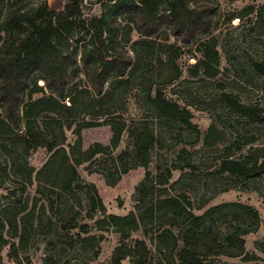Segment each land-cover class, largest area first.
Segmentation results:
<instances>
[{"label":"rangeland","instance_id":"obj_1","mask_svg":"<svg viewBox=\"0 0 264 264\" xmlns=\"http://www.w3.org/2000/svg\"><path fill=\"white\" fill-rule=\"evenodd\" d=\"M45 1L51 10L64 3ZM210 1L218 9L208 34L189 45L167 29L155 38L171 46V65L156 48L135 45L133 73L113 86L100 113L81 93L70 113L32 107L45 139L39 147L25 151L13 134L0 133V264H109L117 248L126 255L120 264H136V241L153 264H180L188 221L158 209L167 197L188 202L194 216L217 208L195 231L212 224L222 238L239 225L249 230L245 258L218 255L209 264H264L256 247L264 240V176L242 181L219 171L220 157L264 149V115L251 121L222 98L264 110V79L252 66L264 63V0ZM4 36L0 30V46ZM138 36L134 30L131 42ZM77 69L70 87L82 89L88 80ZM156 91L180 113L155 108ZM40 97L24 96L21 108ZM240 204L257 212V225Z\"/></svg>","mask_w":264,"mask_h":264},{"label":"trees","instance_id":"obj_2","mask_svg":"<svg viewBox=\"0 0 264 264\" xmlns=\"http://www.w3.org/2000/svg\"><path fill=\"white\" fill-rule=\"evenodd\" d=\"M4 1L0 0V4ZM89 1L64 0L60 10H51L45 0L32 6L19 0H7L5 11L0 7V30L5 35L0 46V106L3 111L0 133L13 134L25 151L45 142L43 132L30 114L32 107L47 104L70 113L82 93L87 97V105L100 113L113 86L126 82L133 73L138 60L137 53L136 57L132 55L136 52L135 45L156 48L163 56L164 66H169L173 63L171 46L155 39L161 30L167 29L183 45H189L198 35L210 32L218 9L210 0ZM86 3L89 8L94 6V10L85 12ZM134 30L139 36L131 42ZM79 65L85 69L88 80V86L82 89L70 87V75L79 72ZM252 66L264 79V63L254 62ZM40 81L43 84L38 86ZM34 93L42 97L21 108L23 97ZM66 98L69 105L62 103ZM222 98L240 116L262 121L264 110L243 105L232 95L224 94ZM154 102L160 111H180L159 91L155 93ZM137 147L140 155L145 152L143 143H138ZM219 171L242 181L264 176V149L240 158L220 157ZM141 194L145 195L143 189ZM187 205L188 202L176 197H167L157 203L158 209L165 208L188 221L182 234L183 246L177 253L180 264H209L212 256L218 255H244L242 258H245L243 236L249 232L246 227L232 228L222 238L214 233L212 224L195 231L217 208L194 216ZM237 207L253 225L258 224V214L252 207L241 204ZM135 247L138 250L136 264H153L142 241H136ZM256 247L264 255V240L257 242ZM124 257L126 255L117 248L109 264H120Z\"/></svg>","mask_w":264,"mask_h":264}]
</instances>
